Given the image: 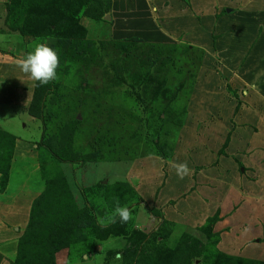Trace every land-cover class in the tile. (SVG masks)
Here are the masks:
<instances>
[{"label": "rangeland", "instance_id": "1", "mask_svg": "<svg viewBox=\"0 0 264 264\" xmlns=\"http://www.w3.org/2000/svg\"><path fill=\"white\" fill-rule=\"evenodd\" d=\"M145 2L156 14L141 23ZM96 4L103 10L94 18L89 13ZM175 6L191 10L192 0H0V123L12 121L13 133L29 138L9 152L5 143L0 148V262L26 254L19 239L31 235V202L42 197L35 233L57 246L53 264L85 261L88 253L97 255L88 264H264L261 256L254 261L217 247L224 227L217 213L177 223L154 206L160 182L146 197L134 188L137 168L149 156L186 161L194 172L202 157L212 165L208 169L237 175L240 163L232 162L242 151L228 145L260 121L252 111H264V71L259 80L252 68L241 69L243 62H227L215 51L214 31L206 41L183 37V29L173 26L183 22ZM38 42L48 43L60 59L50 116L39 137L21 118L34 83L16 66ZM258 95L262 103L253 101ZM73 117L79 124L68 136L58 127H71ZM115 120L122 125L114 126ZM212 124L220 126L218 134L204 131ZM98 129L111 136L110 146L90 143ZM64 148L77 157L67 160ZM224 196L223 207L233 211L238 198ZM117 203L130 208L129 222H108ZM64 211L72 214L67 229ZM33 246L47 258L40 241Z\"/></svg>", "mask_w": 264, "mask_h": 264}, {"label": "crops", "instance_id": "2", "mask_svg": "<svg viewBox=\"0 0 264 264\" xmlns=\"http://www.w3.org/2000/svg\"><path fill=\"white\" fill-rule=\"evenodd\" d=\"M143 6L144 10L145 8L147 10V16L146 18L142 16L141 23L155 13L150 11L151 5L145 7L147 2ZM191 8V10L182 6L174 8L178 18L183 22L182 24L176 22L173 26L183 29L182 36L191 39L198 37L199 40L206 41L207 35L210 37L209 33L214 31L216 53L225 54L228 58L227 62H243L241 69L247 71L252 68L254 77L261 80L264 64L261 65L259 62H264V0H192ZM148 25L151 29L155 27L153 21ZM8 62L10 63L11 60L9 59ZM261 99L262 97L258 95L253 101L261 102ZM251 114L260 121L249 127L251 132L241 131L240 135L232 138L234 146L232 143L228 145L232 151H242L239 156L235 153L232 162L234 165L235 162L240 163L241 170L237 175L228 174V171L222 174L214 167L210 170L208 167L212 165L205 164L208 160L204 161V158L199 157L195 161L198 167L196 172L191 171L181 180L172 167L176 162L174 159L149 156L150 158H147L152 162V167H149L151 163L149 161L141 162L139 167L136 165L138 171L134 178V188L138 196L146 197L148 192L156 187V182H160L159 195L156 201L152 199L154 206L159 209L161 215H166L168 219H173L177 223L205 220L217 213L218 217H223L220 220L218 218L217 223L224 224V227L218 231L220 239L217 247L221 246V251L228 255L261 261L262 259L256 257L264 258L262 256L264 240H261V236L264 235V111L255 110ZM21 118L26 119L28 124L31 123L29 129L32 132L39 131V137L41 123L39 127L37 126L40 120L27 112ZM13 127L12 121L8 124L0 123V130L13 136V146L29 141V138H22L17 132L13 133ZM219 127L217 124H212L204 131L211 130V134H218L216 129ZM37 140L38 138L32 141ZM208 170H213L214 175H210ZM242 183L244 189L240 190ZM222 194L227 199L231 197L230 194L238 198V202L234 204L237 207L233 211L232 208L223 207L228 201L223 198L221 202L219 195ZM154 218L159 219V215ZM88 254V258L83 255L85 261H78L72 257V261L75 260L73 263L88 264L94 258L97 260V255ZM0 264H7V260H2Z\"/></svg>", "mask_w": 264, "mask_h": 264}, {"label": "trees", "instance_id": "3", "mask_svg": "<svg viewBox=\"0 0 264 264\" xmlns=\"http://www.w3.org/2000/svg\"><path fill=\"white\" fill-rule=\"evenodd\" d=\"M96 5L98 6V9L96 10L95 13L92 12V13H89L90 14L89 15L88 14L89 11H87L86 14L91 16V17H94V18L99 17L101 15V12H102L101 10H103V9L100 8V5H98V4H96ZM94 7H95V5H93V8ZM108 7H109V3H108ZM106 8H107V6H106ZM66 43H67V41H66ZM72 53H73V51H72ZM54 87H55V84L52 83V82H50L49 84H47L45 86H35L34 85L33 98L30 101V104L28 105L27 112H28V114L30 116L36 117V118H38L41 121V123H42L41 124V128H42V126L43 127L45 126V124H46L45 122L47 121V118L50 116V113H48V112H49V109L51 107L50 105L52 104L51 92H52V89ZM71 122H72L70 124V126L72 125L71 127H68L66 125L63 126L62 123H61L58 128H61L64 131L63 133L69 136V133L72 132V130L75 127H78L79 120L77 118L73 117ZM113 125L114 126L115 125L116 126H121L122 122L115 120L113 122ZM99 130L100 129H98V132L95 134L96 136L92 138L90 143H94L96 141L98 142V140H102V141L106 142L107 146H110L109 144L111 143V140L109 138L111 136H108V134L105 135V133L101 134V130L100 131ZM41 135L42 134H40V136ZM102 136H105L107 138H101ZM0 137H2L4 139V142L2 141V139H0V148H4L5 149V146H2L5 143V144L8 145L7 151L9 152V150H11L13 148V136H11V135L5 133L4 131L0 130ZM63 144H65L63 146H68L67 142H64ZM51 155H52V157H55V158L57 157V155L54 152H52ZM61 155L63 157H65L67 160H72V159L74 160L75 159L74 156H76V154L74 155V153H72L71 151H69L66 148L62 149ZM38 164L42 168V162L38 161ZM61 190H62V192H64V189H61ZM62 192L57 191V192H55V194L56 195H61V194H63ZM41 194L42 193H40L39 195H41ZM41 199H42V197L35 198L31 202V209L29 211V220H28L27 230H28V232H30L32 230V233H26V234H31V235H29V236L26 235V236L21 237L19 239V243H18L19 246H24V247H21V248H24V251L26 252V254L34 253V255H35L37 260H35L33 258H30V257H27V255L25 254L24 256H19V257L17 256L15 258V261H13L11 264H53V256H52L51 250H54V251L57 250V246H55L52 242L45 244L44 241H43L44 236H42V235L38 236L35 233V225L37 224L36 216L38 215V213L39 214H43V212H44L42 210V208L38 207V206H42V203L40 204ZM68 206H70V205H68ZM34 208H36L37 210L34 209ZM62 213H63L62 218H61L62 226L65 229H67L68 225H70V220H71L72 214H68V213H66V211H64ZM37 241L38 242L40 241V244L42 245V246H40V248H42L43 251L46 254H48L47 258L45 257V255H43V254H41L39 252L36 253L38 248L34 249L35 251H33V248H31V246L33 244L35 246V243ZM36 247H34V248H36Z\"/></svg>", "mask_w": 264, "mask_h": 264}, {"label": "clouds", "instance_id": "4", "mask_svg": "<svg viewBox=\"0 0 264 264\" xmlns=\"http://www.w3.org/2000/svg\"><path fill=\"white\" fill-rule=\"evenodd\" d=\"M16 66L35 86H45L58 79L57 69L60 66V59L57 51L48 43L38 42L32 47L31 51L17 60ZM172 167L181 180L192 171L186 161L174 162ZM101 203L103 202L101 201ZM117 219L121 223L129 222L132 219L130 208L117 203L112 212L107 215V220L115 223Z\"/></svg>", "mask_w": 264, "mask_h": 264}]
</instances>
